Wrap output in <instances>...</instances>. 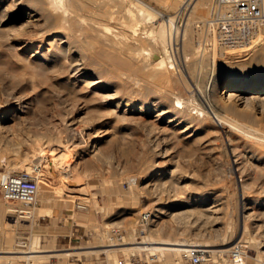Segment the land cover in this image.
<instances>
[{
    "label": "bare ground",
    "instance_id": "bare-ground-1",
    "mask_svg": "<svg viewBox=\"0 0 264 264\" xmlns=\"http://www.w3.org/2000/svg\"><path fill=\"white\" fill-rule=\"evenodd\" d=\"M73 1L74 0H9V2L5 3H8L7 6L9 8L10 6L13 8L18 6L19 10L27 5L23 17H21L17 22L13 23V27H17L16 30L20 41L15 45V47L13 46L14 43L11 46V48L14 47V51H12L13 53L11 52L12 49H10L13 57L8 59L5 57L7 59L5 64L10 63L11 69H9V66L8 69L12 71L11 76L14 72L15 74L13 73V76H15L17 73L18 76L21 74L27 77L28 80L30 79L31 86H33L31 89L35 88V92L37 87L36 84L41 83L48 82L50 85L55 84L56 86H59L58 84L60 82L63 83L64 81L69 80H72V83H81V88L80 86L77 87L80 88L81 92H92L97 96V98H92L91 100H101V97L106 102L107 108L105 109L107 110L102 112H104L103 114L105 118L114 119V123L112 121V128H108L110 130L114 129L117 124L121 122L129 121V118H134V121H137L140 118L138 117L135 119L136 116L131 117V114L129 113L134 111H142L144 109L149 111L148 108L151 106H153V110H156L155 119H158L165 112H167L166 108V110H163V108H160L158 105H156V103H149L147 101H140L136 103L133 101L134 99L131 98L132 93H130V91L132 89L130 90V81L131 79L134 81L135 77H133V75L139 74L140 76L145 77V79H148L149 82L151 81V83L153 82L156 85H161L163 83H165L164 85H167L166 83L170 85L174 75V72H172L171 68H175V66L170 59L168 44L172 43V40L176 41V38H178L179 34L180 38H182V41L185 43L187 41L190 44L191 40L193 42V39L191 38L194 37V35H192L193 32L190 26L194 23H196L198 26H205L207 28L206 41L209 40L210 42L207 43L211 46H208L209 49L207 48L206 50V43L202 50L199 49L200 53L196 52L197 54H200L199 68L196 72L194 70H196L195 66L197 64H194V59L193 63H191L193 60L190 59L192 60L190 63L194 64L195 69L192 68L194 69L192 71V69H189L190 67L188 68L190 73H188V76H191V78L193 77L192 79L195 80V90L193 92L190 91V94L192 93L191 95L188 93V96L190 95L189 97L186 96L187 94L183 96L181 93L179 94L177 91H173L172 88H168L167 92L164 91L165 93H170L169 95H173L171 102L173 108L175 109H173L174 111L171 115H168L167 122L175 121L174 126H179L180 124L184 123L185 125L180 129L181 132H184L185 130L187 131L189 127L195 126V122L197 121L198 123L199 119L201 120L202 125L205 127H211L212 131L214 130L213 133L215 132V137L212 139L215 141V143L209 144L206 148H208L209 151H214L216 148H219L221 149L220 152L223 151V153L227 156V170L230 173H238L239 177H241L239 179L241 180L239 184L236 181L233 183L231 180L233 183V191L236 192L237 190L238 196L234 201H230L228 197V195L230 196L228 193L229 191L226 192L227 188L225 186L217 188L213 179H209L210 175H208L207 172L206 175H208V178L204 179L205 182H203L202 187L200 186L202 184L201 182L200 185L195 184L196 182L194 184L186 185L185 180L187 179H184L185 170L177 168L178 166H181L180 164L184 165L182 161L184 162L185 160L183 159L180 163L178 159V163H180L176 167L179 169L178 172L175 174V171H177L176 169L174 173H172L174 175L172 176L170 174L172 177H169L166 180H162L160 177L164 175L165 171L155 174V176H157L154 177L153 183H149V186H152L150 189L158 197L155 198V200L159 198L163 199L164 197L166 198V201H164L165 207L168 209V219L173 218L183 226L191 224L193 221V216L196 218V220L200 219L204 224L208 221L217 222L219 220V222H221L220 226L207 229L206 237H204V235L202 236L201 234L200 235L202 238L190 237L191 235L189 236L187 235L188 233L186 234L185 232H181L178 229H173L175 231L171 230L170 227L172 226L170 225V231L169 229H164L168 228V225L163 228L165 219L163 218V220L161 218V215L158 213L159 208L157 207L149 211L145 210L146 212L143 210H141L143 212L136 211L137 213H141L140 216H144L143 218H146L149 222H154L151 224L148 230L142 226V228H140L138 222L136 223V220L134 222L133 217L135 216H133L131 217L133 221L131 220L130 223L129 220L127 221L129 225L126 227L125 235H121L120 241H116L117 233H115L116 235H113L114 233L110 234L111 232L109 233V231L112 230L109 229L107 232H105V234L103 232V235H105L104 237L107 239L106 243H99L95 245H92V243L89 245V249L84 248L82 250H66L62 252L50 253H35L54 250L52 248H36L37 246L35 244L38 241V234H32L29 237H24L21 234H14V230L17 227V222L15 218L10 217V213L8 212L13 211V205L7 202L9 207L5 208V212H7L6 214L9 216H4L2 214V223L0 222L3 236L1 243L2 245H0V264H18L21 262L25 264H32V262L37 258H46L50 256L62 258L68 255H76L81 253L89 255L90 252H105L107 254V258L110 259L112 263L116 264L119 263V258H116V252L123 251L127 255L133 250L146 251L148 254H158L163 259L164 264H178L183 260L187 252L195 247L202 249L205 252V259L207 261L213 260V264H231L229 254L235 243H233L231 246L229 244H231V242H233L234 239H236V237L239 235L240 238L237 240L238 243L241 241L251 243L254 242V244L263 248L260 249V253H257V256L254 257L249 255L245 249L246 253L244 261L246 263L249 261L250 264H264L261 259V256L264 254V199L262 198L261 201L258 200V195L256 193H252L253 190L251 192V190L248 188L251 183H254L257 179H261L259 181L260 189L258 192H264V26H257L254 28L251 39L247 43L233 45L235 48L233 47L234 49H231L232 47H225L219 39H216V35L213 34L214 28L210 23L214 9L218 5V0H165L164 6L172 9L173 12H176V14L177 12L179 13L181 10L185 9L187 16H185L186 19L184 20V26L181 25L183 26L182 28L176 26L174 23L176 14L172 13L169 17L167 16L168 19H159L160 21L154 23L152 22L153 24L151 27H145L142 24H145L146 22L144 23L143 21L141 23V20L146 21L154 19L153 21H155L156 18H154V14L146 10L143 5L137 4H135L137 10L135 9L136 7H131L134 8L138 13L133 14L134 9L132 11L130 8L126 7L125 10H127L128 14L122 11V13H125V16H122L123 18L120 19L116 16L118 13L115 12H119V8L121 9V1L124 2V0H118L119 8L117 6V11H115V9H111V7L113 8V5H111L112 2L118 5L116 3L117 1L115 0H107V5V2L105 3L104 0V3L107 7H105L104 4L102 7L100 3H97L99 7L101 6V8L97 9L96 11L92 10V7L95 6L90 5L89 7H91V12L89 9L88 15L80 14L78 12L80 8H73L72 4L74 2L76 3V1ZM81 1L83 2V0ZM99 1L102 2L103 0L95 1L94 4ZM82 2L78 7H83L84 9H82L85 10V6L87 7L89 3L87 4V1H84L86 5L84 4V6H82ZM130 3L133 5L135 2L130 1L129 4ZM78 4L79 3H77V5ZM97 4L96 8H98ZM121 6L123 7L124 5L121 4ZM4 7L6 8V5ZM85 11L87 12L88 10ZM137 14H139V18L137 17L138 19H134V15ZM163 14L164 13H162V15ZM208 15L210 16L207 17ZM6 18L7 15L5 13L4 17L0 19L3 22L6 20ZM144 38L150 41L148 43H153L156 45V47H158L157 49L152 44L154 46L153 49H157L158 52H161V55L157 56L150 62H147L146 59L141 57V55L144 53L150 54V51L147 50L149 48L144 45V43L147 41L144 40ZM184 42H182V44ZM9 44L11 45L12 43ZM187 44L182 45V48L183 46H188ZM191 44L189 45L191 46L190 48H192L191 50H196L197 48L193 49ZM198 48H200V45ZM182 51L185 52V50ZM188 51L190 50H187L186 52ZM186 52L184 60L188 59V54ZM191 56H193V53ZM16 58L22 62L20 67L16 62L17 60H15ZM206 61L209 62V65ZM203 63L210 66V68L206 67L209 70H206L208 73L204 75L206 78L204 83H202V81L199 82L201 77L198 79L199 74L206 73H201V71H203ZM24 76H21V78ZM137 81L138 80H136V82ZM187 84L185 83L186 86ZM220 85L221 89H219ZM150 86L151 84L149 87ZM152 86L155 88L154 85ZM136 87L137 86H135V88ZM77 88L76 90L78 92ZM154 88L148 90L149 99L156 96V88ZM31 89L30 91L33 90ZM64 89L63 91H66ZM164 89L165 88H163V90ZM51 90H53V88ZM69 90L70 89L67 91L70 92L74 89H71L70 91ZM74 91L71 93L74 94ZM144 92H147L145 91V88L143 94ZM72 94L70 95L72 96ZM73 96H76V94ZM35 98H42V93H38L37 97ZM76 98L77 100H79V98H87L88 100L90 99L89 96L86 98L84 96ZM76 98L74 97V99ZM17 100H19L17 102L19 105L18 107H15L14 103L12 102L4 106V108L0 111V148L8 149L13 153L14 157L10 160V167L24 169L26 166L31 165L27 170L21 171H27L35 176L37 181V196L39 195L47 203H49L54 199V197L57 198L60 195L63 185L59 184V186L62 185L60 188L61 190L56 187L57 189L52 191V189H50L49 183L44 178H40V175H45V172L40 168V165L43 163V161L49 160V162L45 164L48 166L49 172H51L53 175H57L59 182L60 180L63 182L68 181L70 185H73L81 177L87 167V161L85 162V160H88L91 156L88 155L87 158L86 154L91 152L92 154H90L93 156L91 158L100 157V149L96 148L101 141L104 131L102 134L99 133V127L96 126V123L87 125V127L85 125L84 127V123H80V121H82V119H80L81 115L78 117L76 114H71L73 112H70V114L61 112L59 113V116L61 117H58L62 120L63 125L58 126L56 130H45L44 128L42 131H36L34 136L31 137L29 134H27V131L30 130L26 131L25 129L30 128L33 125V121L26 116H21L18 113H14L15 110H19L21 112H24L25 110L23 108L24 101L20 100L19 97ZM75 107L72 105V108L75 109ZM71 110L73 111V109ZM98 110L100 111L101 109H95L93 112L97 111L98 113ZM67 111L68 110H66V112ZM100 112L98 114L95 113V115H101ZM103 114L101 116H103ZM18 115L20 116V119L17 121L15 118ZM93 115L91 120H88L87 118L86 124L87 122L90 123V121L93 119L95 120ZM86 117H84L85 120ZM98 117L96 116V120ZM140 117L141 120L144 121L142 116ZM6 121L12 122L7 123ZM55 122L52 123L54 128L57 126L54 124ZM22 128H25L23 131L27 134H25V138L10 139L5 135L6 132L12 133L14 130H22ZM196 128L197 126L193 128L194 131ZM149 129L152 130V127ZM193 132H188V135L186 134V136L193 135ZM179 139H181V137H178V141L181 143L182 141ZM212 139L211 142H214ZM209 140L208 142H210ZM188 145L187 146L191 147L193 150V144L189 143ZM186 147L185 150H189V148L186 149ZM195 149H197V147ZM213 154L214 153H212V157L218 155L214 154L213 156ZM207 155L211 154L207 153ZM209 157L211 158V156ZM184 158L186 159V157ZM216 158L213 160H216ZM145 160L147 161V159ZM223 160L224 159H222V161ZM188 161L190 160L185 162L188 164ZM83 162L86 164L82 165ZM212 163L215 162L213 161ZM212 163L211 165H213ZM219 163H217V165ZM187 164L185 166H188ZM146 165H148L147 162ZM219 165H221V163ZM185 166H182V168ZM222 167L224 168V166ZM213 169H209V171H215ZM215 169L217 168L215 167ZM216 171L218 173L219 170L217 169ZM216 171L214 173H216ZM46 172L48 173V171ZM219 175L220 173L216 175V178H218ZM228 176L230 175L228 174ZM2 177L3 174L0 172V179H2ZM126 177L129 182V192L133 195V197L136 198V196L141 193L142 189V187L139 185L138 176L128 174ZM230 177L232 179L234 178L233 175ZM219 178H221V176H219ZM182 182L185 183L182 184ZM216 183L219 184V182ZM218 186L221 185L219 184ZM117 187L118 184L116 181H114L111 188L116 190ZM69 189L71 188L69 187ZM182 192L183 194L185 193L184 195L182 194L183 196L179 194ZM135 198L131 199L134 201ZM223 206H225L226 209ZM1 207L0 211H2ZM26 208L28 210L26 211V214L19 216H51L53 223H55L57 220V218L52 215L50 206L44 207L31 204ZM132 208L135 210L138 209L137 207ZM235 208L238 209V213L233 217L232 212ZM222 209L225 211L224 216L220 215V211H222ZM251 220L252 224L250 223ZM198 221L194 220L193 224L194 222L196 223ZM127 222L125 223V226L128 224ZM148 226L149 225H147V227ZM250 227H253L256 230L261 229L258 237H260L262 240H253L251 234L250 236L246 235V231ZM181 233H183V236ZM197 236H199V234ZM254 237L255 236H253V238ZM241 243L245 245L243 242ZM99 246L102 247L93 248ZM125 259V264H130L128 258ZM206 264H208V262Z\"/></svg>",
    "mask_w": 264,
    "mask_h": 264
},
{
    "label": "rangeland",
    "instance_id": "rangeland-1",
    "mask_svg": "<svg viewBox=\"0 0 264 264\" xmlns=\"http://www.w3.org/2000/svg\"><path fill=\"white\" fill-rule=\"evenodd\" d=\"M74 1H76V3ZM74 1H73L74 3L72 2L73 3L72 7L75 9L80 8V10H81L83 7H78V6L81 5L82 1L81 0H78V1L74 0ZM84 1L85 2L87 1V4L88 3L89 4L87 5L88 9L85 6V10H88L87 12L85 10H83L84 8L81 10V12H80V10H78V12L82 15H84V14L88 15L89 9L91 12V7H89L90 5L95 6V7H92V10L96 11L97 9L101 8V6L103 4L105 5V3L107 2V0H105V3H104V0L102 2H100V1L96 2V4L100 3V5H101L99 7L97 4L98 8H96V4H94V3H95V1H98V0H94V1L83 0L82 6H84V4L86 5V3ZM115 1H117L116 3L118 5H116L114 2H112L114 4L111 3V5H113V8L111 7L110 4L109 5H110L111 9H115V11H117L119 8V3H118V0H115ZM130 1L135 2V3H133V5H132V3L129 4ZM6 2H9V0H0V18L2 19L4 17L5 13L7 15L6 20H4L3 22L0 19V27H1L0 28V111H1V109L4 108V106H6L12 102L14 103L15 107H18L19 105L17 104V102L19 100H17V98L19 97L20 100L24 101V107L23 108L25 110H24V112H21L19 110H15L14 113H16V114L18 113L21 116H26L30 120L33 121V125L30 128H28V129L22 128V130H16V131L14 130L12 133L6 132L5 133L6 137L10 138V139L23 138V137L25 138L26 133L23 131L24 129L26 131L30 130V131H27V134H29L31 137L34 136V133L36 131L37 132H39L40 130L42 131V130H44V128H45V130H47V129H55L56 130V128L58 126L63 125L62 120L59 118V117H61V116H59V113H61V112L62 113H69V114H70V112H73L71 114H76V116H78V117H79V115H81L80 119H82L83 122L80 121V123L81 124L84 123L83 124L84 127H85V125L87 127V125L96 123V126L99 127V133L102 134V132L104 131L103 136L101 137L100 143L97 145V148L95 147L96 149H100V153H101L100 157L91 158V157H93L91 155L92 154L91 152H89V154H86L87 158H88V155L91 156V157H89L90 160L89 159L85 160V162L87 161L86 162L87 164L85 162L82 163V165L86 164L87 167H86L85 171L83 172V174L81 175V177L73 185H70L68 183V181L63 182L60 180V182H59V180H58L59 178H57V175H53L51 172H49L48 166H46V164H45V163H48L49 160L43 161V163L40 165V168L42 171L45 172V175H40V178H44L49 183L50 189H52V191H55V189H57V188L60 189L62 185L65 188L62 187L61 188L62 190L60 189L61 190L60 195L57 198L54 197V199L49 203H47L42 197H40L38 195L37 196L38 197L37 203H34V204L38 205V206H44V207L50 206L51 210H52V215L54 217H56L57 220L55 223H53L51 216L50 217H47V216L23 217V216H19L18 214H16L13 211H9L8 213H10V217L15 218L16 222H17V227L14 230V234H21L24 237H29L32 234H38V241L35 244L37 246L36 248H39V249L52 248V249H54L53 251H43V252H35V253L62 252V251H66V250H78V249L82 250L84 248L89 249V245L92 243H93L92 245L99 244V243H106L107 239L104 237L105 235H103V232L105 234V232H107L109 229L112 230V231H109V233L111 232L110 234L114 233L113 235H116L115 233H117L116 241H118V240L120 241L121 235H125L126 227L131 222V220H132L131 217H133V216L136 217V218L133 217L134 222L136 220V223L138 222V225H140V228L144 227L146 230H148V228L154 222H149L146 218H143L144 216L143 217L140 216L141 213H137L136 211L146 212L147 210L149 211V210L157 208V207L159 208L158 213L161 215V218L165 219V220L163 219L165 222L163 224V228L168 225V228H164V229H169V231H170V228H171V230L178 229L181 232L183 231L186 234L188 233L187 235H189V236L191 235L190 237L200 238L201 235L202 236L204 235V237H206L207 229H210L211 227L216 228V226L217 227L220 226L221 222H219V220L217 222L216 221L215 222L214 221L213 222L208 221L207 223L204 224L200 219L196 220V218L194 216L192 217L193 221L199 220L200 222L199 221L196 223L194 222V224H193V221H192L191 224L186 225V226L185 225L183 226L181 223H178L173 218L168 219V217H169V215L167 214L168 209H166V207H165L166 198L164 197L163 199L159 198L160 200L159 199L155 200V198H158V197L150 189L152 186H149L150 185L149 183H153L154 177L157 176V175L155 176V174H157L161 171H165L164 175H162L160 177L162 178V180H164V179L166 180L169 177H172L174 175L172 173H174V171L177 168H181V169L185 170L184 171V175H185L184 179H187V180H185L186 185L187 184H189V185L194 184L196 182L195 184H199V185L202 183L200 185L202 187L203 182H205L204 179L208 178V175H210L209 179L210 180L213 179L217 188H220L222 186H225L227 188V190H226V188H225V190H226V192L229 191L228 193L230 194V196L228 195V197H229L230 201H234L236 199V197L238 196L237 190H236V192L233 191V183L236 181L239 184L241 182V180H239L241 177H239L238 173L237 174L236 173H230L227 170V166H226V165H228L227 156L223 153V151L220 152L221 149L218 148L219 149L218 150L216 148L214 151L213 150L209 151L208 148H206V147H208L209 144L215 143V141L212 139L215 137V132L213 133L214 130L212 131L211 127H205L204 125H202V122L199 119H198V123H197V121L195 122V126L189 127L187 129V131L185 130L184 132L180 131V129L185 125L184 123L180 124L179 126H174L175 121L167 122L168 115H171L175 109L173 108L172 102H171L173 95L172 94L169 95L170 93H165V92H167L168 88H172L173 91H177L179 94L181 93L183 96H185L186 94H187L186 96H188V93L190 94V91L193 92L195 90V83H194L195 80L192 79L193 77L191 78V76H188L190 74L188 70L194 68V64L195 65L197 64L195 66L196 70H194L195 69L194 68V69H192V71L194 70L196 72L199 68L198 66L200 63L199 62L200 61V57H199L200 56V54H199L200 50L203 49V46L207 42L208 43L210 42L209 40L206 41L207 28L203 25L198 26V25H196V23L192 24L193 26L192 25L190 26L191 30L193 32L192 35H194V37L191 38V39H193V42L191 40L190 44L192 43L191 45L193 46V49L197 48L198 50L196 49V50L192 51L191 50L192 48H190L191 46H189L190 45L189 42L186 41V43H185L184 41H182L181 40L182 38H180V34H179L178 38H176V41L172 40L171 41L172 43H170L171 45L168 44V51L170 52V53L169 52L168 53L170 55L171 62L175 66V68H171L172 72H174L173 73L174 75H173L172 82H170V85L168 83H166L167 85H164L165 83H163L161 85H156L153 82L151 83V81L149 82L148 79H145V77L140 76L139 74L133 75V77H135V79H134V81L132 79L130 81V90L131 89L133 90V91L131 90L130 93H132L131 98L134 99L133 100L134 102L138 103L140 101H147L149 103H154V104L156 103V105H158L160 108H163V110L167 109L166 110L167 112H165L158 119H155L156 110H153V106L148 108L149 111L144 109L142 111L130 112L129 114H131V117L136 116L135 119H137L139 117L140 118V119H138L139 121L138 120L134 121V118H129L130 119V120L128 119L129 121L121 122V123L117 124V126L114 128L115 130L112 129V130H114V131H112L110 129L112 128V121L114 119L105 118V116L103 114L104 112H102V111L107 110V109H105V108H107L106 102L101 97H100L101 100L97 99L98 101L97 100L96 101L91 100L92 98H97V96L95 94H93L92 92H86V93L81 92V90H80L81 85H82L81 83H78V82L72 83V80L64 81L63 83L60 82L58 85L62 89L59 86H56L55 84L50 85V83H48V82L47 83H41V84H36L37 87L35 86L36 87V92H35L34 91L35 88H32L33 90L31 89V87H33V86H31V80L30 79L28 80L27 77H25L24 75H21V74H19L20 76H18L17 73L15 76H13L14 72L12 73L13 77L11 76L12 71L9 70V69H11L10 63H8V62H7L8 64H5V63H6V60L8 58L13 57L12 51H14L15 45L18 44V42L20 41L19 35L17 33V30H16L17 27L16 26L13 27V25H14L13 23L17 22L21 17H23V14L27 8V5H25L24 8H22L21 10L18 9V6L14 7V8L10 6V8H12V9H10L7 6L8 3L5 4ZM164 2H165V0H126V1L124 0V2L121 1V4L124 6L122 7L120 4L121 9L119 8V12H115V13H118L116 16L121 19V18H123L122 16H125V13L128 14L127 10H125L126 7L130 8L133 11L134 8H132V7L133 6L136 7L135 4L143 5V7L146 10L152 12L155 16L154 18H156L155 21H153L154 19L153 20H146V21L141 20L140 21L141 23L143 21H144V23L146 22L145 23L146 25L145 24H142V25H144L145 27L148 28V27H151L154 22L168 19V17L171 15V13L176 14V12H173L172 9L168 8L167 6H164L165 5ZM77 3H79V4L77 5ZM109 3H110V1H109ZM107 4H108V2L106 3V5ZM5 5H6V8L4 7ZM74 5H75V7H74ZM106 5H105V7H107ZM128 5H129V7H128ZM114 6H116V7H114ZM117 6H118V8H117ZM76 7H78V8H76ZM116 8H117V10H116ZM135 9L137 10V7ZM135 9L133 11V14L138 13ZM122 11H124L125 13L123 12L124 13L123 14ZM84 12H86L87 14ZM162 13H164V14L162 15ZM120 14H122V15H120ZM159 14L162 16H160ZM167 14H169V15H167ZM138 15L139 14L134 15V17H135L134 19H138L139 18ZM185 16H187L185 9L181 10L179 13L177 12V14L174 18L175 19L174 23L176 24V26H178L179 28H182L184 26L183 25L185 22L184 20L186 19ZM209 16L210 15H208L207 17H209ZM126 17H127V15H126ZM197 19H195V20H197ZM181 25H183V26H181ZM11 26H12V28H11ZM194 27H196V28H194ZM5 28H7V29H5ZM193 29H194V31H193ZM5 32L7 33V35ZM213 34L216 35V39H219V37L217 36L216 30H214ZM13 35H14V37H13ZM208 37H210V36H208ZM144 40H147L145 42L146 44L144 43V45H146L149 48V49H147V47L145 46V48L150 51V54L144 53L143 55H141V57L146 59L147 62H150L151 60H154L157 56L161 55V52L160 51L158 52V50H157L158 47H156V45H154L153 43H148V42H150V41H148V39L144 38ZM182 42H184V43L182 44ZM9 43H12V44L10 45ZM13 43H14V45H13ZM208 43L206 45V50H207V48L209 49V47L211 46L210 44L208 45ZM147 44H149V45H147ZM152 44L155 46V48H157L156 50L153 49L154 46ZM185 44H187L188 46H186V47L183 46V48H182V45H185ZM12 45L14 46L13 48H11ZM150 45L152 46V48ZM199 45H200V48H198ZM223 45L225 47L227 46L228 48L232 47L231 49L235 48V46L230 45V44L223 43ZM10 49H12L11 50L12 53L10 52ZM182 50H185V52L187 50H190V51L186 52L188 54L187 55L188 61L184 60L185 52ZM196 52H199V53L197 54ZM192 53H193V56H191ZM5 57H7V59ZM194 57L195 58L197 57L199 59H197V58L195 59ZM190 59H192V60L194 59L196 63L194 62V60L192 61ZM15 60H17L16 62L18 64V66L20 67L22 65L21 60H18L17 58ZM190 61H192L191 63L194 62V64H191ZM137 62H139V61H137ZM207 63L209 65V62H207ZM186 64L188 67L186 66ZM205 65L206 64H204V66L202 67L203 71H201V73H203V72H206V73L199 74L201 76L198 75V79H200L199 77H201L199 82L202 81V83H204V81L206 79L204 75L208 73L206 70H209V69H207V68H210V66H208V65L205 66ZM8 66H9V69H8ZM7 73H8V75H7ZM21 76H24V77L21 78ZM202 77L204 78V80ZM136 80H138L137 81L138 83L136 82ZM185 83L186 84L189 83V84H187V86L189 85L188 88L185 85ZM66 84H68L69 87ZM150 84H151L150 87L152 89L154 88L152 85H154L156 88V96H154L153 98H150L151 100L148 98V92H149L148 90H151V88L149 87ZM28 85L32 91H30V89L28 88ZM38 85H39V87H38ZM134 85L137 87L135 88ZM162 85L165 87H163ZM78 86H80V88H77ZM147 86H148V88H147ZM70 87H72V88H70ZM161 87H162V89H161ZM52 88L56 92L51 90ZM56 88H58V89H56ZM76 88L78 89V92H77ZM144 88H145V91H147V92H144V94H143ZM163 88H165V89L163 90ZM63 89L66 91H63ZM68 89H70V90L74 89L77 92L76 93L73 90L74 94H76V96H73L74 95V94H72L73 91L69 90L70 92H68L67 91ZM137 89H138V91H137ZM190 89H193V90H190ZM219 89H221V85L219 86ZM57 90H59V91H57ZM160 90H161V92H160ZM157 91H159V92H157ZM44 92H45L46 96L44 95ZM58 92H60L61 94ZM38 93H42V98H35V97H37ZM70 94H72L73 97ZM88 94H90V95H88ZM166 94H168V95H166ZM67 95H68V97H67ZM93 95H95V96H93ZM82 96H84L85 98L89 96L90 99L88 100L87 98L86 99L79 98V100H77L76 97H82ZM66 97H67V99H66ZM70 97H72L73 99L75 97L76 99H74V100L72 98L69 99ZM142 97H144V98H142ZM146 98H147V100H146ZM72 102H73V104H72ZM70 103L74 107L76 106L75 109L72 108V105ZM98 108L101 109L100 111L102 113L99 110L98 111L100 112L101 115L103 114L104 117L101 115H95V113L98 114L99 112L97 113V111L96 112H93V111L95 109L97 110ZM102 108H104L105 110ZM71 109H73V111ZM66 110H68V111L66 112ZM19 115L15 118V120L18 121L20 119ZM92 115H93V118L95 117V120L93 119L94 122L92 120V121H90V123L87 122V124H86L87 118H88V120L89 119L91 120ZM89 116H90V118H89ZM96 116L97 117L99 116L98 117L99 120L97 118L98 121L96 120ZM140 116H142L144 121L141 120ZM84 117H86V120ZM55 121L56 122L58 121L60 125L58 124V122L56 124ZM6 122L11 123L12 121H6ZM53 122H55L54 124L57 125V126H55V128L52 124ZM113 123H114V121H113ZM196 126H197V128L194 131L193 128H195ZM150 127H152V130L149 129ZM159 127H161V128H159ZM108 128H110V129H108ZM116 129H119V130H116ZM149 130H151V131H149ZM188 132H193L194 134L191 136H186V134ZM180 133H182V134H180ZM178 137L179 138L181 137V139H179V140L182 141L181 142L182 145H181V143H179ZM211 139L214 142H211ZM185 140H187V141H185ZM208 140L211 143L208 142ZM185 142L186 143L189 142L190 144H193V146L190 145L193 147V150L191 147H188L189 143L186 144ZM182 146L183 147L187 146L186 149L189 148V150L188 149H187L188 151L185 150V147L183 149ZM196 147H197V149H195ZM91 148H93V147H91ZM200 148H202V149H200ZM181 149H183V150H181ZM203 150H206V151H203ZM218 152H220V153H218ZM207 153H209L211 155H207ZM212 153L218 154V155L214 156V154H213L214 157H212ZM220 154L223 158L220 156ZM182 155H184V156H182ZM209 156H211V158ZM217 156H219V157H217ZM13 157H14V155L10 150L5 149V148H0V172H2V174H3L2 179H0V207L2 206L1 210L3 211V212L0 211V214H1L0 222L1 223H2L1 217H3V215L9 216L6 214L7 212H5V208L9 207V205L2 198V195H1V183H2L3 178L5 177V175L8 172L27 170L31 166V165H28L24 169L12 168V167H10V160ZM180 157H182V158H180ZM184 157H186V159ZM214 158H216V160H213ZM68 159H72V158H68ZM145 159H147V161ZM178 159H179L180 163L183 159L186 162H187V160H190V161H188V164L185 161L184 162L182 161V163L184 164V165H182V164L178 163ZM210 159H212V160H210ZM222 159H224V160L222 161ZM66 161H67V158H66ZM143 161H145V162H143ZM213 161L215 163H212ZM34 162H36V161H34ZM146 162L148 165H146ZM219 162L221 163V165H219L220 164ZM225 162H226V164H225ZM149 163H150V165H149ZM211 163L213 165H211ZM217 163H219L218 164L219 166L217 165ZM179 164L181 165L180 167L178 166ZM186 164L188 166H185ZM215 164H216V166H215ZM145 165L147 168L145 167ZM182 166H185V167L182 168ZM222 166H224V168L228 172ZM215 167L219 170L218 173H217V171H216L217 169H215ZM209 169L215 170L216 173H214L215 171L210 172ZM178 170L179 169H177V171H175V174L178 172ZM46 171H48V173ZM206 172L208 175H206ZM219 173H220L219 176H221V178H219V176H218V178H216V175H218ZM128 174L129 175H131V174L137 175L138 179H139V185L142 187L141 193L138 194L137 195L138 197L136 196V198L133 197V195L129 192L130 191L129 182H128L127 177H126V176H128ZM212 174H216V175H212ZM228 174L230 176L233 175V177H234L233 179H235V180H233L230 176H228ZM203 176H204V178H203ZM224 176H225V178H224ZM225 179H226V181H225ZM231 180L233 181V183ZM260 180L261 179H257L255 181L258 183H255V182L251 183L248 188L251 190V192L253 190L252 193H254V194L256 193L258 195L257 199L261 201L262 198L264 199V192L263 193L258 192L260 189L259 188V183H260L259 181ZM114 181H116V183L118 184V187L116 188V190L115 189L113 190L111 188L112 183ZM227 181H229V182H227ZM216 182H219V184L221 186H218L219 184ZM147 183H148V185H147ZM183 183H185V182H182V184ZM59 184H62V185L59 186ZM252 185H253V187H252ZM66 187H68V188H66ZM69 187L71 189H69ZM179 194H181V196H183L185 193L183 194V192H182ZM131 198L132 199L135 198L134 201ZM132 207H137L138 209L135 210ZM223 207L225 208V206H223ZM139 208H140V210H139ZM236 208L232 212L233 217L238 213L237 212L238 209H236ZM141 210H143V211H141ZM160 210H162V211H160ZM234 211H236V212H234ZM224 212H225L224 209H222V211H220V215L224 216L225 215ZM137 216H139L140 218ZM128 220H129V223L127 222ZM147 221H148V223H147ZM126 222L128 224H126V226H125ZM166 223H168V224H166ZM250 223L252 224V220ZM200 224H202V225H200ZM107 225H109V226H107ZM147 225H149V226L147 227ZM169 225L172 227H170ZM105 226H107V227H105ZM105 228H107V229H105ZM175 230H173V231H175ZM248 230L246 231V235L250 236V234H251L253 240L261 239L260 237H258L261 229L256 230L253 227H250ZM198 234H199V236H197ZM102 235L104 238L102 237ZM181 235L183 236V233H181ZM253 236H255V237L253 238ZM2 237H3L2 236V226L0 225V245H2L1 244L2 243ZM239 238H240V235L238 237H236V239H234V241L231 242V244H229V245L231 246L233 243H236ZM241 242H243L245 244L243 246L246 249L247 253L253 257L257 256V253H260L259 252L260 249H263L259 245L254 244V242L253 243L246 242V241H241ZM101 247L99 246V247H93V248H101ZM105 247H112V246H105ZM97 253L98 252H90L89 255L88 254L85 255L84 253H81V254H76V255H68V256L62 257V258H57L54 256H50V257H46V258L42 257V258L35 259L32 262V264H81L82 262H89L91 264H115V263H112L110 261V259L107 258V254L105 252H99L98 254ZM116 253H117L116 258H119L118 259L119 263H116V264H125V262H126L125 258H128V261L130 262V264H133V262H135L136 260L143 259L146 255H148V253L146 251H136V250H133L131 253H129L127 255L123 251H118ZM261 259L264 262V254L261 256ZM107 262H109V263H107ZM247 263L250 264L249 261ZM18 264H25V263L21 262ZM208 264H213V260H209Z\"/></svg>",
    "mask_w": 264,
    "mask_h": 264
},
{
    "label": "built area",
    "instance_id": "built-area-1",
    "mask_svg": "<svg viewBox=\"0 0 264 264\" xmlns=\"http://www.w3.org/2000/svg\"><path fill=\"white\" fill-rule=\"evenodd\" d=\"M210 23L219 39L230 45L247 43L254 28L264 26V0H218ZM2 198L12 204L13 211L25 215L27 206L37 203V181L27 171L8 172L1 183ZM245 248L236 242L229 254L231 264H247ZM205 252L199 247L192 248L178 264H206ZM81 264H91L82 262ZM133 264H164L158 254H148Z\"/></svg>",
    "mask_w": 264,
    "mask_h": 264
}]
</instances>
